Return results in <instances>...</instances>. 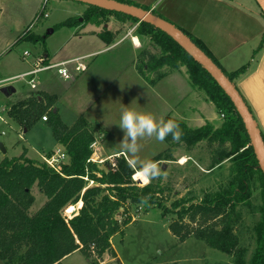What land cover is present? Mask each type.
I'll use <instances>...</instances> for the list:
<instances>
[{"label":"trees","instance_id":"16d2710c","mask_svg":"<svg viewBox=\"0 0 264 264\" xmlns=\"http://www.w3.org/2000/svg\"><path fill=\"white\" fill-rule=\"evenodd\" d=\"M117 1L150 10L131 0ZM108 15L138 23L137 34L150 39L153 47L159 49V53L149 48L140 53L137 70L144 78L148 79L149 74L158 73L165 66L171 69L185 66L192 85L203 90L224 114V123L219 129H214L209 123L192 129L183 121L171 117L165 119L177 121L183 131L180 141H173L169 135L166 138L169 144H183L192 150L204 140L209 145L216 143L215 157L220 155L221 160L230 159L231 172L235 177L230 187L223 192L208 193L195 201L184 198L176 201L174 208L179 209L175 211L178 220L171 223L170 230L180 241L193 235L228 256L239 254L243 257L246 250L240 246V238L236 233L240 220L236 207L249 202L252 197L249 182L251 174L259 175L264 189V171L259 166L242 118L230 97L208 71L171 36L150 23L140 22L124 13L88 5L81 20L79 17L69 18L56 25L55 29L75 27L82 23L101 25ZM181 30L222 68L232 82L246 72L247 66L227 72L202 40ZM98 35L108 40L105 31ZM20 38L37 42L44 40L28 32ZM39 97L40 94L33 95L11 105L9 116L29 129L46 115V123L55 140L63 146L68 163H61L57 171L44 161L29 158L26 149L20 156L5 157L0 162V260L4 264H63L62 260L76 251L87 257L101 259L107 252L114 253L111 239L115 235L123 237L125 228L131 223L130 218L125 216L126 203L132 209L143 206L147 212L153 206L166 209L165 200L154 184L155 179H151L149 186L140 187L133 182L135 170L125 158L118 160L115 171L110 168L103 170L98 164L88 162L93 155L91 145L95 140L90 122L80 117L74 125L68 126L54 107L56 97L46 96L45 100ZM86 175L96 182L95 185L86 188L88 182L82 178ZM35 186L47 200L32 215L30 209L35 202L32 192ZM262 196L263 204L259 208L261 217L254 227L256 248L250 264H264V193ZM79 202L82 206L77 215L67 219L63 210L71 204L67 212L72 213L73 204ZM122 208L124 211H121ZM188 215L189 222L185 223ZM48 224L56 225V228ZM193 224L197 226L195 229ZM236 264L247 263L239 258Z\"/></svg>","mask_w":264,"mask_h":264},{"label":"crops","instance_id":"0c3cea01","mask_svg":"<svg viewBox=\"0 0 264 264\" xmlns=\"http://www.w3.org/2000/svg\"><path fill=\"white\" fill-rule=\"evenodd\" d=\"M30 1L33 6L32 19L39 14L38 12H40L41 9L47 7L50 3H52L53 12L68 8L72 11L70 15L76 14L75 16L84 15L88 9V5L86 4L75 3L68 0ZM131 1L139 6L150 8L149 11L156 12L177 27L202 40L227 72H233L243 66H247L246 72L237 78L234 84L247 102L264 138V0ZM4 2L5 0H0V22L5 10ZM47 14L48 17L42 16L41 18H37V21L34 20V27L39 24L37 28H46L48 31L46 33L49 35V38H46L47 36L43 37L40 32H36L34 35L44 38V40H39L44 43L46 40L48 41L51 38H56V36L57 38L62 37L63 42H61L60 46L56 49H51L49 46V49L47 48L44 50L43 54L46 56V62L54 64L84 56L88 57V70L72 79L70 86L67 85L65 87L68 88L69 91H67V95L63 96V98H61L59 92L55 90V84L48 79V76L38 81L35 76L37 88H30L22 97L9 100V106L24 101L33 95L40 94V100H45L46 96H53L56 97L54 107L58 109L66 125L72 126L80 117H85L90 122L91 127L95 130L99 128V126L103 129L105 128L108 137H110L109 116L104 118L99 110H94L93 108L97 104V106H99L104 100V102L109 105L108 108H110L111 112L113 109H111L110 105L114 103L113 98L116 92H118L122 82V85L126 87L132 86L133 88L136 86L137 88L138 86L142 88V92L133 91V100L137 98L135 101L138 102L140 107H143V105H152L149 111L155 115L157 119L163 118L165 120L167 117H171L185 122L188 127L192 129L201 128L208 123L211 124L214 129H219L223 125L224 117H222V112L209 100L203 90L192 85L185 66L176 69L165 66L161 68L158 73L149 74L148 79L144 78L139 73L137 70V60L142 50L146 48L143 40H146L147 37H142L137 33L135 34V29L137 27L126 30V32H119V34H116L117 32L113 33L111 26L108 24L97 25L82 23L75 27H64L56 30L55 26L65 21V19H61L60 17H55V19L53 18L54 14L51 18V14L49 12ZM117 19L121 21V23L124 22L126 24L127 20ZM46 21L49 22L47 25ZM21 22L23 23V21ZM19 24L22 25L20 22ZM37 28L35 29L37 30ZM102 31L107 33V41L103 40L98 35ZM136 39L139 40L138 43ZM147 40L149 41V39ZM102 55L108 57H100ZM32 69L20 72L4 80L18 77ZM64 82L66 84L68 81L65 80ZM35 90H39V92L37 93ZM4 91H7L6 93L9 97L20 94L12 87L6 88ZM85 95H89L86 101L83 99ZM135 101L132 104H134ZM8 105L0 109V115L1 112H4V114L2 113L1 115L2 119H0V121L15 124L18 136L20 134L23 135V139L20 138L21 140H27L26 136L31 132L34 126L38 124H43V129L46 128V130H48L46 127L48 125L43 119L29 129L20 125L9 116ZM49 130L51 131L50 127ZM94 142L95 144L92 147V157L94 158H106L115 153L123 152L121 148L117 147L115 149L114 143L111 144L110 141L109 146L105 147L104 144L96 138V135ZM205 145L206 149L204 148ZM216 145V143L209 145L208 141L204 140L191 150L194 153L197 151H204L203 155L198 156V158L201 159L199 161H202V163L207 162L208 165L206 170L201 167L198 158H194L196 155L192 156L188 153H184L181 155L178 163L181 166L187 164L195 165V167L197 166L200 168L207 176H211L212 174V177H215L217 172L223 171L222 174H218L217 176H221L223 180L221 183L225 184L227 182L225 179V170L228 171L229 179L233 177L231 172L232 162L230 159L221 160L220 155L215 157ZM51 146L50 148L42 149V157L43 155L52 156L55 152H62V150L65 154L63 146L59 144L55 138ZM168 147V142L165 140L161 143L160 149L161 151H168L170 148ZM26 149L29 158L40 160V158H33L29 153V148ZM139 156L140 154L138 153L136 158L143 161L144 159L139 158ZM126 158L127 161L132 159L128 154H126ZM184 159L186 160L185 162L183 161ZM66 160H64L66 161L64 163H68L67 155ZM169 161L171 160L168 158L161 160V162ZM139 167V164L135 166L136 169H139ZM191 199H194V201L198 200L195 198ZM81 206L80 203V207ZM135 222H131L125 228V235L123 237L115 235L111 239L115 254L107 252L102 257L105 260L101 258L94 262L90 261V259L84 255L87 264H111L115 262L116 259L124 263V257L120 254L115 241L117 239L120 240V237L124 239L126 236V229L136 225L138 220ZM168 227L170 229V226ZM170 233L174 239H177V241L179 240L171 230ZM76 254H81V252L76 251L65 257L62 263L68 264V260Z\"/></svg>","mask_w":264,"mask_h":264},{"label":"rangeland","instance_id":"374dc122","mask_svg":"<svg viewBox=\"0 0 264 264\" xmlns=\"http://www.w3.org/2000/svg\"><path fill=\"white\" fill-rule=\"evenodd\" d=\"M3 4L5 6V10L2 14L0 22V109L7 106L9 100H15L17 97L25 95L31 88L28 81L32 77H27L22 81H16V77L12 79H4L32 69L36 64L38 56H44V50H46L49 46L51 49H56L60 46L61 42H63V38H57V36L56 38H51L48 41L46 40L45 43L43 41L37 42L27 39L20 40V37L27 32L30 35L40 32L43 37L47 36L46 38H49V35L46 33L48 32L46 28H37V25L39 24L34 27V20L37 21V18L42 17L41 13L44 12V9H41V11L38 12L39 14H35L36 16L32 19L31 15L33 14V6L30 0H5ZM53 11L52 3L45 7V12H49L51 14V18L53 14V18L60 17L65 20L73 17H79V20L83 18V15H70L72 11L68 8L61 9L56 12ZM21 21H23V23ZM19 22L22 25H20ZM46 22L47 25L49 22ZM103 24L110 25L113 33L117 32L116 34L123 31L126 32V30L138 26V23H134L132 21H126V24L124 22L121 23V21H119L114 15H108L105 23ZM35 28H37V30ZM136 33L137 32L135 31V34ZM147 39L148 38L143 40L146 48L151 49L154 53H159V49L154 48L150 39L149 41ZM25 51L30 52V55H28L26 59L24 58ZM44 57L46 58V56ZM100 57L108 56L102 55ZM87 59L88 57H86V62ZM47 76L49 77L48 79L55 84V90L59 92L61 98L66 96L69 89L65 87L67 85L70 86L72 80H66L68 82L65 84V80L59 76L57 68L39 72L36 75V80L38 81ZM9 87L16 89L20 94L9 97V95H7L4 91V89ZM141 89L142 88L138 86L137 88L136 86L133 88L132 86L126 87L125 85H122L121 82L119 90L113 98L114 103L110 105L111 109H113L111 112L110 108H108L109 105L104 102V100L101 104H99V106H97V104L93 108L94 110H99L104 118L109 116L110 137H108L105 128L103 129L99 126L96 130L94 129V135H96V138H98L105 147L109 146L110 141L111 144L114 143L115 149L117 147L121 148L120 143L122 142L125 133L118 124L125 106H128L129 108L132 106L131 109H135L136 111L142 113H151L149 109L152 108V105L149 104L140 107L138 102L135 101L137 98L133 100V91H141ZM38 92L39 90L37 93ZM88 96L89 95H85L83 99L86 101ZM134 101L135 103L132 104ZM2 113L4 114V112H1V115ZM43 127V124L34 126L31 132L26 136L27 140H21L20 136L17 134V127L15 124L0 121V162L5 157L13 158L20 156L26 148H29V153L33 158H40L39 161L43 162L44 155L43 157L41 156L42 149L52 147L51 145L54 142V137L52 132L49 130V126H46L49 131L46 130V128L43 129ZM140 143L143 147L139 152V158H143V161H158L161 171L167 173L166 177L155 178L154 180L156 188L160 191V194L165 200L164 205L166 209L153 206L149 212H146L142 206L143 209L139 211L138 223L126 229V236L124 239H121L120 237V240L117 239L115 241L120 254L124 257V263H121L116 259V261L111 264H236V260L239 258H243L247 264H250L256 248V234L254 227L260 220L261 212L259 208L263 204L262 195L264 193V189L261 187L259 175L257 173H253L250 176V192L252 193L250 202L239 204L236 207V212L240 214V220H238L239 222L237 223L236 233L240 238V246L246 251L243 257L239 254H236L235 256H228L221 251L209 247L205 242L197 240L193 235L184 241L178 240V242L177 239H174L170 233L168 226L178 220V216L175 211H178L179 209L174 208V203L176 201L182 198H195L199 200L208 193L214 194L217 192H223L230 187V184L235 177H230L229 179L228 171L225 170V179L227 182L223 184L221 183L223 181L221 176H217L218 174H222L223 171L217 172L216 176L212 177V174L211 176H207V174L202 172V170L197 166L195 167V165L193 166L191 164H187L185 166H181L178 163L181 155L184 153H188L192 156L196 155L194 158H198V156L203 155L204 151H197L194 153L183 144L180 146H172L169 143L168 145L170 148L168 147V151H161L160 148L162 142L157 141L154 137L145 138L140 141ZM1 144H3L6 152L1 147ZM204 148L206 149V145ZM164 156L171 161L161 162V158H164ZM199 160L201 159L198 158V162L201 167L206 170L208 165L207 162L203 161L204 163H202V161L200 162ZM98 165L101 169L107 170L110 164L109 162H105L104 164ZM32 192L35 196V202L30 209V213L33 215L45 204L47 198L36 186L33 188ZM69 205L66 207L67 209L69 208ZM134 210H137V208ZM120 218L122 219V217ZM188 219L189 215L186 216L185 223L189 222ZM192 226L193 229L197 227L195 224ZM50 227L56 228V225ZM93 257L87 258L94 262L97 259ZM102 260L105 259L102 258ZM86 261L87 260L84 258V254L81 253L70 258L68 260V264H87ZM0 264L4 263L0 260Z\"/></svg>","mask_w":264,"mask_h":264},{"label":"water","instance_id":"95a60500","mask_svg":"<svg viewBox=\"0 0 264 264\" xmlns=\"http://www.w3.org/2000/svg\"><path fill=\"white\" fill-rule=\"evenodd\" d=\"M86 5L96 6L108 11L124 13L137 18L140 22H147L171 36L191 57L202 65L215 79L219 86L230 97L238 111L254 148L259 166L264 171V138L257 126L255 118L245 102L238 88L211 57H209L193 40L170 21L154 14L152 11L138 6L119 2L117 0H68ZM7 92V91H5ZM1 147L6 152L3 144Z\"/></svg>","mask_w":264,"mask_h":264},{"label":"clouds","instance_id":"9594fccd","mask_svg":"<svg viewBox=\"0 0 264 264\" xmlns=\"http://www.w3.org/2000/svg\"><path fill=\"white\" fill-rule=\"evenodd\" d=\"M118 125L125 133L120 143L121 150L132 157L128 161L130 166L135 168L137 164L140 165L137 174L145 180L166 177L167 173L161 171L158 161H140L136 157L143 147L140 141L145 138L154 137L164 142L171 135L173 141H180L183 131L179 123L173 119H157L151 113H142L125 106Z\"/></svg>","mask_w":264,"mask_h":264},{"label":"built area","instance_id":"2783aa9c","mask_svg":"<svg viewBox=\"0 0 264 264\" xmlns=\"http://www.w3.org/2000/svg\"><path fill=\"white\" fill-rule=\"evenodd\" d=\"M44 12L41 13V16H45L48 17V14L45 12V8ZM30 55L29 51H25L24 52V58L26 59V57ZM57 68L58 69V74L59 76L63 79V80H72L74 79L76 76L83 74L84 72H86V70L88 69V64L86 62V57H76V58H72V59H68L65 61H61L59 63H47L46 62V58L43 56H40L37 58L36 64L34 65L33 69L27 73L21 74L18 77H16V81H22L25 80L27 77H32L28 83L31 85L32 89H36L37 88V84L35 81V76L42 71L45 70H50V69H54ZM222 117H224V114L222 113ZM0 119H2V116L0 115ZM43 120L47 121V116H43ZM21 139H23V135L20 134L19 135ZM95 144L92 143L91 147H93V145ZM126 158V154L124 152H119V153H115L111 156H108L106 158H94L91 157L88 162H92V163H96V164H104L105 162H109V167L112 170H116L118 168V160L120 158ZM44 162L47 163L50 167L55 168L57 171L60 170V164L62 162H64V160L66 159V154H64L63 152L59 151V152H55L52 156H44L43 157ZM134 168V167H133ZM135 172L132 175V180L133 182L138 185V186H146V185H150L151 184V180H145L143 177H141L140 175L137 174L138 169L134 168ZM84 178V180H86L88 182L87 187H90L92 185H95V181L92 179H89V177L86 175ZM80 203L78 204H73L74 206V211L72 213H67V208L64 210V216L67 219H71L73 218L75 215H77L78 210L80 209ZM126 209V214L125 216L129 217L131 222H135L138 220L139 218V211L141 209H143L142 206H139L137 208V210H134L130 207L129 203L125 204ZM124 208H122L121 211H124Z\"/></svg>","mask_w":264,"mask_h":264},{"label":"bare ground","instance_id":"6f19581e","mask_svg":"<svg viewBox=\"0 0 264 264\" xmlns=\"http://www.w3.org/2000/svg\"><path fill=\"white\" fill-rule=\"evenodd\" d=\"M139 40L136 39V42L138 43ZM184 162L186 161L185 159L183 160ZM68 213V212H67Z\"/></svg>","mask_w":264,"mask_h":264}]
</instances>
